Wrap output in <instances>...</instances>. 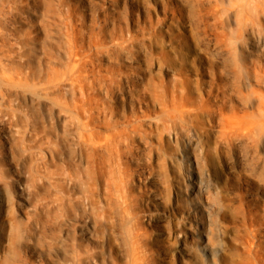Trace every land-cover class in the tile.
I'll return each instance as SVG.
<instances>
[{
  "label": "rangeland",
  "instance_id": "obj_1",
  "mask_svg": "<svg viewBox=\"0 0 264 264\" xmlns=\"http://www.w3.org/2000/svg\"><path fill=\"white\" fill-rule=\"evenodd\" d=\"M4 185L0 264H264V0H0Z\"/></svg>",
  "mask_w": 264,
  "mask_h": 264
},
{
  "label": "bare ground",
  "instance_id": "obj_2",
  "mask_svg": "<svg viewBox=\"0 0 264 264\" xmlns=\"http://www.w3.org/2000/svg\"><path fill=\"white\" fill-rule=\"evenodd\" d=\"M187 179L190 182H193V176L191 174H187ZM13 196L11 190L6 186H2L0 188V231L3 229V225L9 224L8 214L13 211ZM6 213L3 217L2 213ZM7 215V216H6ZM211 256H215V252L211 249L210 250ZM1 247H0V261H1Z\"/></svg>",
  "mask_w": 264,
  "mask_h": 264
}]
</instances>
